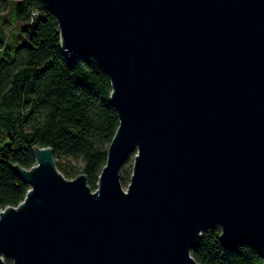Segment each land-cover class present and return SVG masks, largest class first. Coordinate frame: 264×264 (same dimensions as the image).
Returning a JSON list of instances; mask_svg holds the SVG:
<instances>
[{
    "label": "water",
    "instance_id": "95a60500",
    "mask_svg": "<svg viewBox=\"0 0 264 264\" xmlns=\"http://www.w3.org/2000/svg\"><path fill=\"white\" fill-rule=\"evenodd\" d=\"M44 1L66 62L106 72L118 122L93 189L50 146L10 164L28 188L0 210V264H199L215 223L264 264V0Z\"/></svg>",
    "mask_w": 264,
    "mask_h": 264
},
{
    "label": "trees",
    "instance_id": "16d2710c",
    "mask_svg": "<svg viewBox=\"0 0 264 264\" xmlns=\"http://www.w3.org/2000/svg\"><path fill=\"white\" fill-rule=\"evenodd\" d=\"M5 4L0 25L11 24L0 39V207L15 205L28 188L10 164H34L31 144L50 146L57 169L65 177L83 172L93 189L118 122L108 99V76L93 55L66 62L44 0H0V7ZM60 155L78 158V171L60 162ZM130 170L120 166L121 183ZM219 231L217 223L205 228L190 248L199 264H262L247 240L223 245ZM3 259L11 263L10 257Z\"/></svg>",
    "mask_w": 264,
    "mask_h": 264
},
{
    "label": "rangeland",
    "instance_id": "374dc122",
    "mask_svg": "<svg viewBox=\"0 0 264 264\" xmlns=\"http://www.w3.org/2000/svg\"><path fill=\"white\" fill-rule=\"evenodd\" d=\"M1 6V5H0ZM8 8V5L5 4V6L0 7V11ZM11 23L8 24H1L0 25V39H3L6 35L7 30L9 29ZM57 159L60 162L66 161L72 164L71 168H76L75 170L78 171L77 167L81 164V161L78 160V158H73L71 156H66V155H60L57 157ZM131 162H132V156H129L122 164V168H131ZM75 171V172H76ZM73 177V176H72ZM128 181V180H127ZM127 181H124L121 183L123 188L126 186Z\"/></svg>",
    "mask_w": 264,
    "mask_h": 264
},
{
    "label": "built area",
    "instance_id": "2783aa9c",
    "mask_svg": "<svg viewBox=\"0 0 264 264\" xmlns=\"http://www.w3.org/2000/svg\"><path fill=\"white\" fill-rule=\"evenodd\" d=\"M3 207H0V210L2 209Z\"/></svg>",
    "mask_w": 264,
    "mask_h": 264
}]
</instances>
